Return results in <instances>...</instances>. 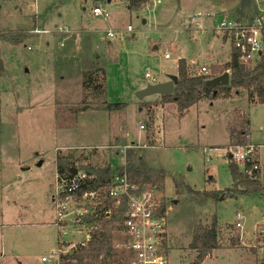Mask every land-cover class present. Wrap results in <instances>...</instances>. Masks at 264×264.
<instances>
[{
    "label": "rangeland",
    "instance_id": "rangeland-1",
    "mask_svg": "<svg viewBox=\"0 0 264 264\" xmlns=\"http://www.w3.org/2000/svg\"><path fill=\"white\" fill-rule=\"evenodd\" d=\"M98 3L102 14L94 15L91 9ZM255 3L264 23V0ZM214 4L151 0L130 10L121 0H0V33L30 34L13 45L0 38L5 69L0 73V264H47L40 256L56 248L57 153L80 156L78 167L109 162L115 170L124 165L130 147L141 151L147 166L165 171L158 192L166 205L171 264H196V253L188 248L191 228L213 218L221 228L219 240L238 233L239 244L214 249L200 264L259 263L254 231L264 223V192L228 196L222 191L233 184L226 149L237 113L248 120L247 143L254 146L252 158L264 182V103L249 102L243 91L202 99L178 116L174 103L157 94L135 95L149 84L143 78L146 67L161 81L177 72L179 57L190 74H204L202 65L208 73L217 72L213 67L228 61L231 43L216 30L221 14L208 10ZM94 68L104 69V80L99 71L89 84L103 83V93L82 84ZM105 99L126 105L108 111ZM184 185L216 191L217 197H190ZM237 211L243 215L242 230L231 231L228 224H234ZM71 233L61 239L80 237Z\"/></svg>",
    "mask_w": 264,
    "mask_h": 264
},
{
    "label": "trees",
    "instance_id": "trees-1",
    "mask_svg": "<svg viewBox=\"0 0 264 264\" xmlns=\"http://www.w3.org/2000/svg\"><path fill=\"white\" fill-rule=\"evenodd\" d=\"M126 6L130 10H138L146 6L149 0H124ZM226 12H221L223 14ZM229 17H237L240 21L252 22L254 18L259 17L255 0H239L238 3L228 11ZM30 36L28 31L20 30L16 32H2L0 38L11 44H20ZM224 36V35H223ZM93 66V65H91ZM177 82L174 85L173 92L168 95H161L164 102L174 103L177 115L181 116L190 106L196 104L202 99L214 100L217 98H228L231 94L246 93L249 102L264 103V47L255 60V63H244L238 59L237 50L231 45L228 61L223 65L214 66L217 72L204 74H190L184 58L177 59ZM94 68L92 73H88L82 79L84 88L90 87L89 84L97 77V72L101 71L104 80V69ZM4 67L0 59V73L4 74ZM224 71L229 73V82L226 85L213 86L209 81L222 74ZM92 74H95L94 76ZM103 84V83H102ZM100 82H95L92 86L96 92H104ZM86 85V86H85ZM87 89V88H86ZM103 102V109L111 111L119 107L125 106L121 102ZM87 107H81L85 110ZM120 108V109H121ZM237 121L231 125L229 140L230 144L245 145L248 138V120L241 113L236 114ZM138 149L130 147L126 149V161L117 169H112L110 163L95 166L86 163L80 167L76 166V161L80 160V156L74 153H57L55 156L56 175L61 178L72 176L74 168L82 170L87 174V178L80 183L78 189L74 192L75 196H79L90 190L106 192L109 187L111 177L114 174L127 175L129 183L139 188H155L157 191L163 187L165 179V171L163 169L147 166L143 161V157ZM85 160V159H84ZM258 165L253 168V165ZM228 168L232 178V186L223 190L228 196L241 195H261L264 192V182L259 179V163L256 157L251 158L243 163L242 168L237 163L228 160ZM177 188H178V182ZM186 193L191 197L193 194L200 195L202 200L214 199L217 197L216 191H200L194 190L188 185H184ZM110 206L112 208V216L103 220L100 226L92 231L90 239L86 245L73 251L70 255L64 257V264H69V260L75 259L78 264H115L119 258L129 254L127 250L117 245L120 240L115 233V223L119 222V212L125 207V200L119 206L114 205V199H103L100 208ZM166 205L162 200L161 211H165ZM117 221V222H116ZM231 231H235L233 224H228ZM221 228L217 221L213 218L208 225L198 224L191 228V240L188 248L196 253L194 263L200 264L202 259L209 256L214 249L226 247H237L239 244L238 233L228 235L226 241H220ZM167 244V239L163 240ZM255 250V249H254ZM264 264V261L261 263Z\"/></svg>",
    "mask_w": 264,
    "mask_h": 264
},
{
    "label": "built area",
    "instance_id": "built-area-1",
    "mask_svg": "<svg viewBox=\"0 0 264 264\" xmlns=\"http://www.w3.org/2000/svg\"><path fill=\"white\" fill-rule=\"evenodd\" d=\"M124 1V0H121ZM94 15L102 14L101 4L98 3L91 9ZM131 26L127 25L126 30ZM58 30H62L61 27ZM216 30L229 39L231 45L237 50L238 59L244 63H250L257 59L264 47V23L260 17L252 22L240 21L237 17H229L226 13L220 15ZM45 32V30H36ZM106 35L111 37L109 30ZM164 58H169L168 52ZM201 72L207 73L205 65L200 67ZM143 78L149 84L159 82L155 74L148 68L143 73ZM122 149L128 145L122 144ZM229 159L234 163H243L252 158L254 146L252 144H230L227 147ZM258 165L254 164L253 168ZM87 178V174L78 170L68 178L56 175V186L52 200L55 208V227L57 228V245L46 255H41L39 261L47 264H64V257L73 251L86 245L92 231L96 230L103 220L112 216V208L100 204L103 199H114V205L119 206L125 200V207L119 212V222L115 223V233L119 237L117 245L127 250L129 254L119 258L115 264H171L166 254L165 236L166 209L161 211L162 199L155 188H139L129 183L127 175L114 174L106 192L90 190L82 193L80 197L74 192L81 182ZM243 215L235 214L234 227L242 230ZM78 237L76 240L65 239L61 236L68 234ZM257 240L256 246L259 253V264L264 261V223L258 224L254 231ZM69 264H78L75 259L69 260Z\"/></svg>",
    "mask_w": 264,
    "mask_h": 264
},
{
    "label": "water",
    "instance_id": "water-1",
    "mask_svg": "<svg viewBox=\"0 0 264 264\" xmlns=\"http://www.w3.org/2000/svg\"><path fill=\"white\" fill-rule=\"evenodd\" d=\"M177 82V75L169 74L167 80L157 82L154 84H147L145 87L137 90L135 95L138 99L153 94L168 95L173 92L175 83ZM229 82V73L224 71L222 74L212 78L209 83L213 86L226 85ZM77 168H74L73 173H76ZM222 197V196H221Z\"/></svg>",
    "mask_w": 264,
    "mask_h": 264
},
{
    "label": "crops",
    "instance_id": "crops-1",
    "mask_svg": "<svg viewBox=\"0 0 264 264\" xmlns=\"http://www.w3.org/2000/svg\"><path fill=\"white\" fill-rule=\"evenodd\" d=\"M108 1H110V0H108ZM151 0H149V2H150ZM238 1L239 0H214V2H215V4H214V6H211L212 8H210V9H208V10H213V9H218L217 10V13L218 14H220L221 12H225V11H227V10H229L230 8H232L233 6H235L237 3H238ZM148 2V3H149ZM144 7H147V4H146V6H144ZM11 45H13V44H11ZM214 56V55H213ZM213 56H211L212 57V59L214 60V58H213ZM179 58H181V57H179ZM38 58L36 57L34 60L36 61ZM178 59V58H177ZM176 66H177V62H176ZM147 68V67H146ZM145 68V69H146ZM177 69V67H175V70ZM145 71V70H144ZM174 72H176V71H174ZM174 72H169L167 75H166V77H168V75L169 74H171V73H174ZM154 74V73H153ZM156 75V74H155ZM157 76V75H156ZM165 80H167V78H164V79H162L161 81H159V82H162V81H165ZM105 96H106V94H105ZM157 96H158V94H157ZM160 96V95H159ZM19 98V97H18ZM117 100V102H121L119 99H116ZM105 101H107V102H109V100H106L105 99ZM121 103H124L125 105H126V102H121ZM17 109H19V108H17ZM96 111H98V110H96ZM249 144V143H248ZM56 169V168H55ZM55 175H56V173H55ZM54 205V204H53ZM55 221V220H54ZM53 224H54V222H53ZM54 226H55V224H54ZM257 264H259L258 262H257Z\"/></svg>",
    "mask_w": 264,
    "mask_h": 264
}]
</instances>
